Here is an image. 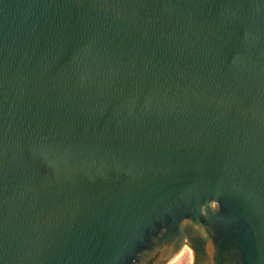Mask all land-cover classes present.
Wrapping results in <instances>:
<instances>
[{
	"label": "water",
	"instance_id": "water-1",
	"mask_svg": "<svg viewBox=\"0 0 264 264\" xmlns=\"http://www.w3.org/2000/svg\"><path fill=\"white\" fill-rule=\"evenodd\" d=\"M264 264V0H0V264Z\"/></svg>",
	"mask_w": 264,
	"mask_h": 264
},
{
	"label": "rangeland",
	"instance_id": "rangeland-1",
	"mask_svg": "<svg viewBox=\"0 0 264 264\" xmlns=\"http://www.w3.org/2000/svg\"><path fill=\"white\" fill-rule=\"evenodd\" d=\"M184 249H187V250L185 252H183V254H181V256L179 258L180 262L178 264H192L193 263V252H192V250L187 246ZM182 251H181V253H182Z\"/></svg>",
	"mask_w": 264,
	"mask_h": 264
},
{
	"label": "bare ground",
	"instance_id": "bare-ground-1",
	"mask_svg": "<svg viewBox=\"0 0 264 264\" xmlns=\"http://www.w3.org/2000/svg\"><path fill=\"white\" fill-rule=\"evenodd\" d=\"M187 249H184L182 253H180L170 264H178L180 262L179 258L183 252H185Z\"/></svg>",
	"mask_w": 264,
	"mask_h": 264
}]
</instances>
